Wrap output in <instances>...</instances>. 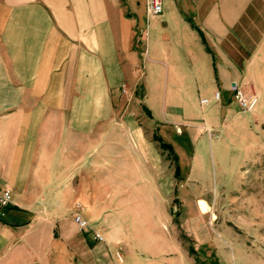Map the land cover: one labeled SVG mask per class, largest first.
<instances>
[{
  "label": "crops",
  "instance_id": "0c3cea01",
  "mask_svg": "<svg viewBox=\"0 0 264 264\" xmlns=\"http://www.w3.org/2000/svg\"><path fill=\"white\" fill-rule=\"evenodd\" d=\"M232 85L263 93L264 0H0V264H190L168 202Z\"/></svg>",
  "mask_w": 264,
  "mask_h": 264
},
{
  "label": "rangeland",
  "instance_id": "374dc122",
  "mask_svg": "<svg viewBox=\"0 0 264 264\" xmlns=\"http://www.w3.org/2000/svg\"><path fill=\"white\" fill-rule=\"evenodd\" d=\"M262 92L256 93L255 109L243 112L229 129L231 134L210 136L222 143L220 151L213 144L203 147L193 177L180 170L182 183L168 209L172 234L190 264H264ZM166 156L172 161L170 153Z\"/></svg>",
  "mask_w": 264,
  "mask_h": 264
},
{
  "label": "built area",
  "instance_id": "2783aa9c",
  "mask_svg": "<svg viewBox=\"0 0 264 264\" xmlns=\"http://www.w3.org/2000/svg\"><path fill=\"white\" fill-rule=\"evenodd\" d=\"M145 11L149 15H159L162 11V0H144ZM232 95L237 102V105L241 112H249L255 109L258 103V95L255 92L249 94L243 93L240 89L232 85L230 87ZM213 100H219V91H215L213 94ZM200 103L207 104L206 98L200 99ZM10 203V191L6 188H0V217L4 214V208ZM72 220L78 226L79 229L87 226L86 222L81 218L78 213H74ZM94 239L100 240L101 236L97 232H93Z\"/></svg>",
  "mask_w": 264,
  "mask_h": 264
},
{
  "label": "trees",
  "instance_id": "16d2710c",
  "mask_svg": "<svg viewBox=\"0 0 264 264\" xmlns=\"http://www.w3.org/2000/svg\"><path fill=\"white\" fill-rule=\"evenodd\" d=\"M160 146H161L162 148H164V149H168V146L165 145V144H163V143H160Z\"/></svg>",
  "mask_w": 264,
  "mask_h": 264
}]
</instances>
